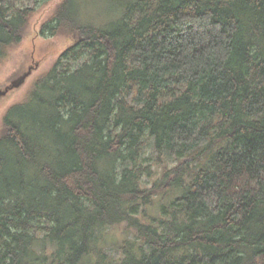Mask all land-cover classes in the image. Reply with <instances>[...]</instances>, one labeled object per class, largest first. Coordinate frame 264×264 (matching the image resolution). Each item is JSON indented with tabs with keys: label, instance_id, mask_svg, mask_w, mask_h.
Wrapping results in <instances>:
<instances>
[{
	"label": "trees",
	"instance_id": "obj_1",
	"mask_svg": "<svg viewBox=\"0 0 264 264\" xmlns=\"http://www.w3.org/2000/svg\"><path fill=\"white\" fill-rule=\"evenodd\" d=\"M51 1L0 0V65ZM40 34L73 44L3 116L0 264H264V0H62Z\"/></svg>",
	"mask_w": 264,
	"mask_h": 264
},
{
	"label": "rangeland",
	"instance_id": "obj_2",
	"mask_svg": "<svg viewBox=\"0 0 264 264\" xmlns=\"http://www.w3.org/2000/svg\"><path fill=\"white\" fill-rule=\"evenodd\" d=\"M62 0H53L42 7L31 20L23 41L14 46L0 65V134L3 128V116L14 104L23 101L33 81L48 71L73 44L67 34L45 38L40 34L41 25L49 19ZM118 238L124 236V226L116 227L111 232ZM109 254L118 255L115 248Z\"/></svg>",
	"mask_w": 264,
	"mask_h": 264
},
{
	"label": "water",
	"instance_id": "obj_3",
	"mask_svg": "<svg viewBox=\"0 0 264 264\" xmlns=\"http://www.w3.org/2000/svg\"><path fill=\"white\" fill-rule=\"evenodd\" d=\"M5 94H6L5 92H1V91H0V95H5Z\"/></svg>",
	"mask_w": 264,
	"mask_h": 264
}]
</instances>
